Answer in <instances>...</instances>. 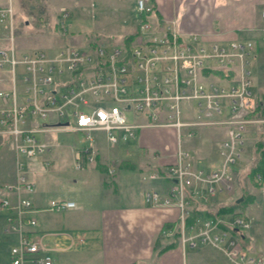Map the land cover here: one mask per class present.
Returning <instances> with one entry per match:
<instances>
[{
    "label": "built area",
    "instance_id": "built-area-1",
    "mask_svg": "<svg viewBox=\"0 0 264 264\" xmlns=\"http://www.w3.org/2000/svg\"><path fill=\"white\" fill-rule=\"evenodd\" d=\"M153 5L151 0L135 1L139 23L128 45L67 44L48 51L16 48L13 9L0 7L5 31L0 33V135L8 137L15 160L14 181L5 186L10 194L0 198L4 232L17 238L9 250L10 264H55L53 252L59 250L43 245L35 229L34 185L26 171L28 164L41 169L50 165L46 154L61 146L51 133L81 135L82 145L72 157L74 169L82 170L95 159L98 134L114 147L151 127L172 128L176 139L173 161L163 173L147 176L168 180V193L153 188L143 192L147 205L179 209L177 225L163 233L172 237L178 232L182 247L207 244L229 264H264L263 249L243 244L257 215L264 229V166L252 176L259 196L255 213H216L186 222L192 199L204 203L232 189L245 137L254 134L250 128L264 125V98L257 106L251 89L255 44L184 33L175 20L157 18ZM260 14L264 17V11ZM67 19L68 12L60 8L61 34ZM212 127L223 129L225 136L217 145V164L208 167L186 142ZM76 205L52 199L43 210L62 212Z\"/></svg>",
    "mask_w": 264,
    "mask_h": 264
},
{
    "label": "crops",
    "instance_id": "crops-1",
    "mask_svg": "<svg viewBox=\"0 0 264 264\" xmlns=\"http://www.w3.org/2000/svg\"><path fill=\"white\" fill-rule=\"evenodd\" d=\"M1 3L4 0H0ZM131 3L134 4L135 0ZM152 3L155 4L157 18L175 20L184 33H201L209 40H252L256 52L250 62L251 88L255 99L264 97V17L260 14L264 11V0H152ZM62 45L65 44L58 47ZM169 129L175 139L173 129ZM216 132L222 136L216 143L218 145L225 133L221 128H217ZM155 136V128H143L134 147L111 155L102 153L99 148L95 161L85 167L91 168L83 178L91 179L97 190L90 196L92 201L85 209L82 200L52 198L34 186L31 198L36 209L35 229L42 235V241H48L45 245L59 250L53 252L55 264L58 254L63 256L62 264H85L87 260L93 264H229L221 252L207 244L182 247L177 243L174 247L161 250L172 241L163 231L177 225L179 209L175 206L147 205L143 192L153 188L162 195L168 193V180L152 181L147 176L152 172L163 173L164 165L174 159L176 145L173 142L171 150H164L158 139L154 141ZM8 146V137L0 135V198L10 194L5 186L15 178L14 155ZM56 154L46 157L52 161L51 164ZM128 155L133 158H126ZM34 161L39 162L40 159ZM109 168L112 173H108ZM36 170L42 169L27 165L28 177L34 184L36 180L32 174L30 177V173ZM107 187L112 188V194L98 193L99 189ZM51 199L73 200L77 207L55 212L62 215L55 223L38 220L36 215L45 212L43 207ZM254 210L253 203H249L245 212L255 213ZM4 221L5 214L0 209V264H10L9 249L17 238L15 234L4 232ZM259 222L255 220L252 223L249 238L244 243L252 249L264 250V229ZM67 235L71 236L72 242Z\"/></svg>",
    "mask_w": 264,
    "mask_h": 264
},
{
    "label": "rangeland",
    "instance_id": "rangeland-1",
    "mask_svg": "<svg viewBox=\"0 0 264 264\" xmlns=\"http://www.w3.org/2000/svg\"><path fill=\"white\" fill-rule=\"evenodd\" d=\"M132 0H4V3H10L14 12L13 14V36L14 42L19 49H45L53 50L61 44L81 46L86 43V35L89 39L93 37L100 41L107 42L105 45H116L121 43L124 36L134 30L136 22V12L131 3ZM5 6V5H3ZM0 6V7H3ZM63 8L68 11V19L65 33H60L59 27V10ZM86 38V39H85ZM259 90H262L259 87ZM128 117V116H127ZM47 122V120L42 121ZM216 128L202 130L203 133L194 136L186 142V146L194 152L204 164L213 167L217 162L216 143L222 136L216 132ZM254 130V134L247 135L246 144L242 160L234 167L235 179L232 189L224 191L202 203L195 200L190 205V209L197 207L202 212L206 211L215 214L217 209L222 206L230 205L234 202L237 196H240L242 191L247 190L253 195L255 189L252 187L251 180L246 173L249 171L254 161V144L259 139V130H264V125L250 128ZM156 136L154 141L158 139L163 145L164 150H171L174 136L167 127L155 128ZM96 136V134H95ZM98 136V137H97ZM96 137L100 139L97 143L102 153L116 154V152L125 151L134 147L137 140H130L121 142L114 147L108 146L103 140L102 134ZM170 136V137H169ZM49 137L58 141L61 148H51L46 156L49 154L54 157L53 164L47 169L36 170L30 173V177L36 180L34 186L41 188L52 198H73L75 200H82L84 209L87 204L91 203L90 196L97 192L93 182L83 178V176L90 171L89 168L85 170L74 169L73 165V150L81 147V135L77 132H53ZM121 154V153H120ZM105 155V154H104ZM131 157V156H125ZM133 158V157H131ZM142 158V157H141ZM140 158V159H141ZM143 159V158H142ZM112 161V160H111ZM98 189V188H97ZM98 193L103 191L112 194V188L99 189ZM103 192V193H104ZM116 201V200H115ZM93 203V202H92ZM247 206L243 210L246 211ZM61 213L55 212H40L36 215L38 220H49L50 223L60 221ZM259 217V215H257ZM259 221V218H256ZM42 222V221H41ZM49 223V224H50ZM42 224V223H41ZM46 224V225H49ZM48 242L46 239L43 243ZM49 246L48 244H46ZM50 247V246H49ZM219 253V252H218ZM62 258V259H61ZM57 264L64 262L63 256L58 254L56 258ZM85 264H93L91 260H87Z\"/></svg>",
    "mask_w": 264,
    "mask_h": 264
},
{
    "label": "trees",
    "instance_id": "trees-1",
    "mask_svg": "<svg viewBox=\"0 0 264 264\" xmlns=\"http://www.w3.org/2000/svg\"><path fill=\"white\" fill-rule=\"evenodd\" d=\"M137 26H138V24H136L135 30H133L131 33L124 36L123 43L125 45H128V43H130V41H132L134 39V37L136 36ZM85 35L87 36L86 37L87 39L86 38L85 39L87 40L86 42H88V43L102 44V45L107 43L105 41H100L98 38L96 39V37L89 39L88 35L87 34H85ZM213 73H214V75H221V72L218 70H213ZM257 106H259V102H257ZM258 134H259V136H258L259 139L255 142L254 148H253V150H254L253 151L254 152V161H253V164L251 165L249 171L246 173V175H248L249 179L251 180L252 187H254V188H257V186H256L257 182H255L252 179L253 173L260 171L264 166V131L260 130L258 132ZM256 193H253V195H252L247 190H244V191H242L240 196H237L235 199H233L234 200L233 203H231L230 205H227V206L219 207L215 213L219 214V213H224V212H231V213L232 212L233 213L242 212L249 203L257 200L256 199L257 198ZM239 198H240V201L237 202L236 199H239ZM189 214L190 215L186 219L187 223H190L196 217L208 216L211 213H208L206 211L202 212L200 210V208L194 207V208H191V212ZM178 234H179L178 232H175L173 238H171L172 241L167 243L166 245H164V247H162L161 250H165V249L176 246L178 243V239H177Z\"/></svg>",
    "mask_w": 264,
    "mask_h": 264
},
{
    "label": "water",
    "instance_id": "water-1",
    "mask_svg": "<svg viewBox=\"0 0 264 264\" xmlns=\"http://www.w3.org/2000/svg\"><path fill=\"white\" fill-rule=\"evenodd\" d=\"M236 201L239 202L240 201V198L239 199H236Z\"/></svg>",
    "mask_w": 264,
    "mask_h": 264
}]
</instances>
